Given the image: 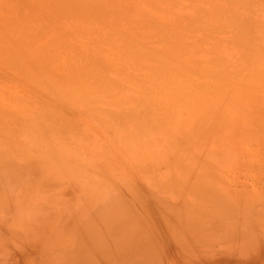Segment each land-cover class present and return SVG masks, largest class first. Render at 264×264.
<instances>
[{"label":"rangeland","instance_id":"obj_1","mask_svg":"<svg viewBox=\"0 0 264 264\" xmlns=\"http://www.w3.org/2000/svg\"><path fill=\"white\" fill-rule=\"evenodd\" d=\"M0 264H264V0H0Z\"/></svg>","mask_w":264,"mask_h":264}]
</instances>
